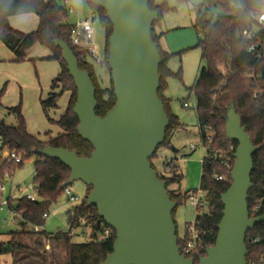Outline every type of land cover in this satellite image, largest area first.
I'll return each instance as SVG.
<instances>
[{"label":"trees","instance_id":"trees-1","mask_svg":"<svg viewBox=\"0 0 264 264\" xmlns=\"http://www.w3.org/2000/svg\"><path fill=\"white\" fill-rule=\"evenodd\" d=\"M85 1L105 30L106 46L102 63L99 66L105 67L111 78L108 61L109 41L113 31L112 23L107 18L106 12L99 6L102 0ZM237 4V0H204L202 5L192 10L196 14L194 28L198 35L202 36L197 48L202 50L204 63L192 88L196 99L198 127L205 152L199 191L206 194L205 201L209 208L208 212L196 211V230L202 241L201 257H206L207 250L216 243L218 225L224 211L221 197L232 185L231 173L235 165L234 154L238 144L228 141L226 134V119L231 103L235 105V111L240 116L242 125L246 127L253 145L260 149L253 157L254 170L251 179L254 186L249 192L248 206L251 218L264 216V78L258 82L247 79V75L255 71L256 61L247 52L249 43L241 38L242 32L252 25L250 13L257 8L247 6L239 11L236 9ZM149 8L158 14V21L154 24L152 31L153 42L161 55L159 66L161 80L158 94L170 120L165 142L158 148V152L161 148L171 149L174 134L184 128L180 120L172 113L169 101L164 97L168 87V78L176 77L182 80L181 70L178 74H174L169 68L170 60L182 53L170 54L164 51L160 45L163 35H158L155 30L156 25L163 20L164 14L170 10L169 4L167 2L157 4L155 0H149ZM215 11L219 14L216 15ZM26 14H37L40 19L37 30L29 34L14 30L9 23V18ZM67 19L68 11L59 7L56 0H0V42L13 54L14 62L20 64L29 61L35 64L36 60H28V56L31 50L39 45L51 52V57L45 60L56 62L61 68V74L52 82L51 93L47 99L41 100V108L47 121L61 131L56 138L43 142L30 135L21 113V105L8 109L10 115L17 116L16 126H7L0 119V135L4 139L7 150L21 155L23 159L21 164L16 165L11 164L9 160L2 163L3 156L0 155V185L3 184L6 174L11 175L17 168L22 167L24 161L36 158L33 184L38 191L39 200L31 201L22 197L16 201L15 207L11 201H8L10 210L18 213L23 219V222L19 224L21 229L10 233V240L7 243H0V257L12 256L13 264H23L30 260L49 264L43 255L21 243L20 240L27 236L37 239L46 238L61 244L65 251V264H100L112 253L116 239L114 231L109 227L104 225L101 229L98 228L97 209L87 206L88 196L92 192V188L89 187H87V195L82 203L67 214L68 232L55 235L41 231L33 232L34 227L44 226V215L49 214L50 206L69 188L65 185L71 177L69 168L60 161L45 159L40 151L50 146L68 149L84 158H89L93 151L92 145L83 140L77 132L79 120L73 113L77 102V89L73 79L69 76L61 50L54 46L55 40L67 43L78 59L79 68L89 73L96 89V115L100 118L106 117L116 104L112 80L110 87L102 86L101 80L95 73V65L90 62L85 52L73 46L72 25L67 23ZM258 87L263 90L255 98L254 93ZM4 93L5 88L0 92V100ZM66 93H70L67 109L59 120L55 121L49 114L59 108V102ZM208 135L212 136L211 140L207 139ZM230 147L232 151L228 154ZM157 152L151 159L152 167L156 172L152 161L157 157ZM227 158L229 161L224 165L223 161ZM164 169L168 176H162L158 172L157 174L159 179L166 183L171 200L177 203L173 212L175 221L177 208L189 201L190 196L197 191L185 194L170 191V186L180 183L183 177L178 173L176 160L165 162ZM217 177H222L223 180L218 181ZM83 227L91 231L90 242L73 243L74 232ZM105 230L110 231V237L103 240ZM177 237L178 246L182 251L187 234L182 239L177 233ZM252 240L259 242L253 244ZM37 243L39 246L40 242ZM246 246L249 252L247 264H264V222L255 226L247 234ZM193 260L195 264H199V258Z\"/></svg>","mask_w":264,"mask_h":264},{"label":"water","instance_id":"water-1","mask_svg":"<svg viewBox=\"0 0 264 264\" xmlns=\"http://www.w3.org/2000/svg\"><path fill=\"white\" fill-rule=\"evenodd\" d=\"M99 6L113 26L108 65L116 104L106 117L96 115V89L89 73L79 68L67 43L55 40L77 89L73 108L77 132L93 151L84 158L47 146L40 154L70 169L65 186L82 182L92 188L87 206L96 207L98 228L105 225L116 237L112 253L100 264H195L181 254L173 218L177 203L151 163L170 125L158 94L161 55L152 39L158 14L149 8V0H102ZM226 134L228 141L238 144L232 185L221 197L224 211L216 243L199 264H247L246 236L264 222V216L251 218L248 206L253 157L260 149L253 145L233 103L228 107ZM7 157L6 153L2 163Z\"/></svg>","mask_w":264,"mask_h":264},{"label":"rangeland","instance_id":"rangeland-1","mask_svg":"<svg viewBox=\"0 0 264 264\" xmlns=\"http://www.w3.org/2000/svg\"><path fill=\"white\" fill-rule=\"evenodd\" d=\"M204 0H164L169 4L170 10L164 14L162 25L172 28L170 32L160 41L161 47L167 48V53H182L172 58L169 62V68L174 74L182 71V80L176 77L167 79L168 87L164 93V97L169 101L172 113L184 124V130L178 131L172 140L171 148L179 150L175 153L174 149L161 148L157 152V157L153 159V165L160 175L168 176L163 170L167 157L163 154L177 157L176 166L178 173L183 178L180 183L170 186L169 190L176 193L185 194L200 190V180L202 175V160L205 152L202 146V138L200 135L198 120L196 115V99L192 93L200 71L204 66L202 61V50L197 48L199 40L202 36L198 35L194 28L196 14L192 11L194 7L202 5ZM59 7H64L63 0H56ZM218 15L219 12L215 11ZM92 17L90 8L85 0H80L79 10L73 14H68L67 23L74 25L78 21H86ZM93 22V20L91 19ZM34 15L28 17H16L11 20L12 27L22 33L29 34L35 32L38 23ZM36 23V24H35ZM95 29V42L99 48L100 56L103 57L106 46L105 30L100 24L98 17L93 22ZM47 50L36 45L29 53L28 60H36L33 64L29 61L17 64L12 60L11 52L0 43V92L5 88V93L0 100V119L7 126L14 127L17 125L14 115L8 113V109L21 105L25 114L29 130L32 134L44 137L48 131H58L51 125L41 108L39 96L43 99L49 92L50 82L47 76L52 74L53 66L37 65L38 59L46 56ZM12 60V61H11ZM46 60H41L43 63ZM48 62V61H46ZM95 73L101 80L103 87H110L111 78L109 71L105 67L95 66ZM60 100V108H65L66 98L70 97V93H66ZM189 104V109H184V103ZM56 111V110H55ZM51 111L50 117L59 116V112ZM54 112L56 113L54 116ZM191 147H195L192 152ZM36 158H31L23 162L22 167L17 168L11 175L6 174L3 181L4 191L0 192V204L11 201L16 206V201L25 197V191L33 186L35 177ZM69 190L78 200L72 202L70 197L63 193L58 200L49 208V218L45 221L44 226L40 229L49 235L57 233H66L69 231L68 212L79 206L87 195V187L82 182H75L69 186ZM196 208L189 200L181 204L175 212V222L177 225V233L179 238H184L186 227L193 225L196 219ZM20 223L14 222L13 212L9 206H5L0 212V243H7L10 240L9 234L17 232L21 229ZM91 231L89 228L83 227L74 232L73 243L85 244L90 242ZM23 245L34 249L43 255L48 263L63 264L66 263L65 251L61 244L48 239H37L32 237H24L21 240ZM37 242L40 245L37 246ZM14 259L10 255L0 257V264H13ZM23 264H41L38 260H30Z\"/></svg>","mask_w":264,"mask_h":264},{"label":"built area","instance_id":"built-area-1","mask_svg":"<svg viewBox=\"0 0 264 264\" xmlns=\"http://www.w3.org/2000/svg\"><path fill=\"white\" fill-rule=\"evenodd\" d=\"M75 0H64L65 9L68 11V14H73L76 12L75 8L72 6V2ZM238 4L236 9L237 10H244L247 6H253L257 8V10L252 11L250 13L252 19V25L250 28L245 29L242 34V40L249 43V47L247 52L252 55L256 61V69L252 74L247 75V79H252L254 82H258L264 78V0H237ZM260 9V10H259ZM262 9V10H261ZM71 41L73 46L78 49L79 51L85 52L88 56L90 62L95 66H99L102 63L103 57L100 56V51L98 46L95 43V29L94 24L91 20L86 21H78L76 24L72 25V35ZM263 88L258 87L254 93V97L256 98L262 92ZM185 108H188V104H184ZM16 118L17 116L14 115ZM208 140L212 139L211 135L207 136ZM192 150H195V147H192ZM232 151L230 147L229 152ZM8 154L7 160L11 164H21L23 159L21 155H18L15 152H10L7 150L4 139L0 135V155L4 156ZM229 159H225L223 164H227ZM168 171V168H166ZM218 181H222V177H217ZM4 191L3 184L0 185V192ZM25 197L31 201H38V191L33 184L29 189L25 191ZM65 194L70 197L72 202H77V198L72 195L69 188L65 190ZM206 194L198 191L197 193L190 196V201L196 208V211L208 212L209 208L205 201ZM8 206V202L0 204V212L4 210V207ZM14 215V222L21 223L23 222L22 217L12 211ZM50 214H45L43 217L44 222L48 220ZM42 227L36 226L33 228L34 233L40 232ZM187 239L186 243L181 251V254L187 259H194L201 257V250H202V241L200 234L196 230V223L193 225H189L186 227ZM110 237V231L105 230L103 235V240H106ZM258 240H252L253 244L258 243Z\"/></svg>","mask_w":264,"mask_h":264},{"label":"crops","instance_id":"crops-1","mask_svg":"<svg viewBox=\"0 0 264 264\" xmlns=\"http://www.w3.org/2000/svg\"><path fill=\"white\" fill-rule=\"evenodd\" d=\"M155 2L157 3V4H162L163 2H164V0H155ZM63 3H64V0H63ZM79 3H80V0H75L74 2H72V6L75 8V10L77 9V10H79ZM63 8H65V6L63 7ZM92 13V12H91ZM31 15H34L35 16V19L37 20V22L36 23H38V26H39V22H40V19H39V16L37 15V14H26V15H21V16H15V17H11V18H9V23H10V26L12 27V25H11V20L13 19V18H16V17H28V16H31ZM93 17H94V15H93V13H92V17L89 19V20H93ZM35 23V24H36ZM13 28V27H12ZM38 28V27H37ZM14 29V28H13ZM172 28H168L167 26H165V24L164 25H162V23H159L158 25H156V27H155V30H156V33L158 34V35H163L162 36V38L166 35V33H168V32H170V31H172L171 30ZM15 30V29H14ZM37 30V29H36ZM162 38H161V40L160 41H162ZM1 43V42H0ZM96 43V42H95ZM2 44V43H1ZM3 45V44H2ZM40 48H41V46H39ZM43 48V47H42ZM45 50H47V53H46V56L44 57V58H42V59H38V61H39V63L37 64V65H39L40 67H41V65H43V66H46V65H49V66H53V71H52V74L48 77L47 76V81H51L50 82V90H49V92H48V94L46 95V98H44L43 99V96L42 95H40L39 96V101H40V103H41V100H45V99H47V97H48V95L51 93V85H52V82H53V80H55L60 74H61V68H60V66H59V64L58 63H56V62H50V61H48V62H43V63H41L40 61L41 60H44V59H48L49 57H51V52L48 50V49H46V48H44ZM164 51H166L167 52V48L166 47H163L162 48ZM12 54V53H11ZM14 59V56H13V54H12V60ZM11 60V61H12ZM34 60V59H33ZM35 60H37V59H35ZM65 95H67V94H65ZM68 100H69V97H67L66 98V105H65V108H63V109H61L60 108V103H59V108L56 110L57 112H59L60 114H59V116H57L56 115V117H54V119L53 120H55V121H57V120H59V118L63 115V113L65 112V110L67 109V105H68ZM186 103V102H185ZM184 103V104H185ZM184 104H183V108L184 109H189V104H188V108H185L184 107ZM12 108H15V107H12ZM9 109H11V108H9ZM55 111V112H56ZM54 112V116H55V113ZM21 113H22V116L24 117V119H25V121H26V124H27V130H28V133L30 134V135H32V136H35V137H37L40 141H43V142H46V141H48L50 138H56L60 133H61V131L56 127V126H53V127H55L58 131H56V132H53V131H48V132H46L45 133V135H44V137L43 138H41L40 136H38V135H35V134H32L31 132H30V130H29V127H28V123H27V120H26V117H25V114H24V112H23V110H21ZM182 125L184 126V124L182 123ZM182 130H184V128L183 129H181V130H179V131H182ZM177 133H179L178 131L174 134V136H173V138H172V140L174 141V138H175V136L177 135ZM172 150L174 149V151H175V153H179L180 151L179 150H175V148H171ZM170 149V150H171ZM191 150H192V147H191ZM195 150H196V148H195ZM195 150H192V152H195ZM163 156L164 157H167V162H170V161H172V160H176V161H178L177 160V157L176 156H173V155H169V154H167L166 152L163 154ZM204 158V157H203ZM203 161V160H202ZM163 170H164V172H165V169H164V166H163ZM43 239H45V238H43ZM23 244V243H22ZM63 264H65V263H63Z\"/></svg>","mask_w":264,"mask_h":264}]
</instances>
